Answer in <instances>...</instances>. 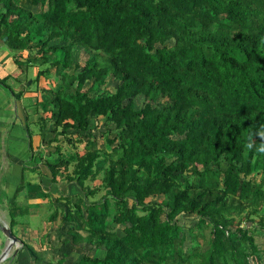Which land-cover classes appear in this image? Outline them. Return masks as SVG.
I'll use <instances>...</instances> for the list:
<instances>
[{
    "label": "trees",
    "instance_id": "trees-1",
    "mask_svg": "<svg viewBox=\"0 0 264 264\" xmlns=\"http://www.w3.org/2000/svg\"><path fill=\"white\" fill-rule=\"evenodd\" d=\"M0 42L37 67L29 103L49 113L39 146L53 148L42 162L60 192L49 220L82 244L74 264H261L264 154L245 143L264 124V0H0ZM110 77L114 91L90 94ZM93 121L113 126L104 144Z\"/></svg>",
    "mask_w": 264,
    "mask_h": 264
},
{
    "label": "crops",
    "instance_id": "crops-1",
    "mask_svg": "<svg viewBox=\"0 0 264 264\" xmlns=\"http://www.w3.org/2000/svg\"><path fill=\"white\" fill-rule=\"evenodd\" d=\"M22 73L27 75V71L23 72L18 68L13 60V54H10L7 47L0 42V77L8 75L10 78H21L20 83L14 87L19 91L26 87ZM10 92L0 85V220L9 226L11 219H15L12 231L20 239L21 244H18L16 251L12 248L0 264H34L27 246L32 247L37 253L38 260L35 264L56 262L60 259H63L64 264H74L85 250L82 244L73 243L71 236L67 234L68 224L61 225L60 220L54 222L49 220L50 201L57 198L60 192L57 185L52 183L50 173L41 157L30 161L32 152L29 146L27 109L29 103L25 107L24 101L22 102L23 97L28 95L19 98ZM31 142L33 149L43 148L39 146L40 136H37L35 141L33 134ZM72 182L68 185V194H77ZM70 184H73V187ZM19 185H23V190L14 197ZM44 193H49L51 198L43 197ZM42 207L45 212L39 218ZM24 215L26 221L19 223V219ZM37 219L41 220L40 223ZM0 232L1 253L8 239L1 230ZM89 253L91 256L103 257L105 252L103 249H92Z\"/></svg>",
    "mask_w": 264,
    "mask_h": 264
},
{
    "label": "rangeland",
    "instance_id": "rangeland-1",
    "mask_svg": "<svg viewBox=\"0 0 264 264\" xmlns=\"http://www.w3.org/2000/svg\"><path fill=\"white\" fill-rule=\"evenodd\" d=\"M34 10L35 11H39L38 9H34ZM7 50L9 51L10 54H13V52H11L8 48H7ZM21 53L23 55V58H25V56L27 55V52L23 51ZM75 57H76V61L81 64V63H83V61L85 59V54L82 52V50L78 49L76 51ZM51 70H53V68H51ZM22 71L25 72V69H22ZM36 71H37V67H35V66L33 67L32 66V67L28 68L27 75L25 73H22L23 81L26 82V87L24 86L23 90L21 89L20 91H23L22 95H28V96H24L23 100H22V102L24 101L23 105L25 107H27V104L29 102H31V100H32V98L29 97V96L32 95L31 92H34V91H31V90H34V88H35V85H34V82H33V80H34L33 78H34V76L36 74ZM67 71L69 73H72L74 71V66L72 68H70V69H67ZM20 80H21V78H15V77L9 78L8 81H7V84H9L12 87V89L16 92V89H14V87H16L17 83L18 84L20 83ZM117 83H118V81H114L110 77V78L107 79L106 84H104L98 91H92L90 94L95 95L97 93H102L103 91H111L112 92V91L115 90V88L117 86ZM36 84L38 85V87H40V86H44V87L45 86H53L54 88H57L55 79H51V78L45 79L44 77H40L39 81ZM89 85H90V81L86 83V87H89ZM142 103H143V97L142 96H138L135 99V107L139 108L142 105ZM27 109H28V114H29V128L32 131V134L35 135V141H36L37 136H40V134H39L40 131H39V128H38L37 119L39 117L49 116V113L43 111L42 109L38 110V112H34V110H35L34 105H30V103H29ZM112 127H113L112 125L105 126L102 121H99V122L93 121L92 122L91 129H92V131L95 132V137H96V140H97L99 145L102 144V143L103 144L105 143L104 134L107 133V129L110 131ZM72 135H73L74 138L76 137L75 134H72ZM73 137H72V139H73ZM40 143H41V140H40ZM61 144H62V147H63V151H66V152L69 149L70 150L77 149V150L81 151V150H83V145H84V143H78L77 140H75L76 148H74L71 145L66 144V141L64 139L61 140ZM42 147H43L42 148V160H43L46 157V155L48 154V152L52 151L53 148L52 147L48 148L47 146H45L46 148H44V146H42ZM38 157L40 158L41 154H39ZM72 183H74V187H73V184H70V185L73 187L74 190H76L77 194L78 195H83L82 190L80 189L79 185L75 181H73ZM95 183H98V180L95 181V182L94 181H90V180L85 181V184L86 185H90V186H93ZM101 193L102 192L100 191V192H98L96 194V196L89 197V199L92 200V199L98 198L101 195ZM77 194H70V195L75 197ZM47 199H49V198H47ZM156 200L158 201V200H160V198H156ZM129 202L131 203L132 200L130 199ZM49 208H50V206H49ZM38 209H40V208H38ZM46 209H47V212H48V208H46ZM30 212H32V210H30ZM44 212H45L44 211V207H42V209H40V212H39V218H40V215H44ZM21 218L22 219H19V223H23V222L26 221L25 215H24V217H21ZM16 220L18 221V219H16ZM57 220L59 221V219H57ZM178 220H179L178 221L179 223H184L185 226H188L195 219H194V216L192 217V215H191V216H181L180 218H178ZM30 221H32V218L30 219ZM37 221H39V223H40L41 220L37 219ZM37 221H36V223H37ZM15 230H16V228H15ZM204 232L206 233L205 234V236H206L208 234V229L205 228ZM255 238H256V243L259 245V247H263L264 246V231H259V233L256 234ZM256 263H257V260L255 259V257H251L250 258V264H256ZM261 264H264V255H262V254H261Z\"/></svg>",
    "mask_w": 264,
    "mask_h": 264
},
{
    "label": "water",
    "instance_id": "water-1",
    "mask_svg": "<svg viewBox=\"0 0 264 264\" xmlns=\"http://www.w3.org/2000/svg\"><path fill=\"white\" fill-rule=\"evenodd\" d=\"M0 230L8 239V243L3 251L0 253V263L6 259L12 248L16 251L18 244H21L20 239L12 232V229L4 222L0 220Z\"/></svg>",
    "mask_w": 264,
    "mask_h": 264
},
{
    "label": "clouds",
    "instance_id": "clouds-1",
    "mask_svg": "<svg viewBox=\"0 0 264 264\" xmlns=\"http://www.w3.org/2000/svg\"><path fill=\"white\" fill-rule=\"evenodd\" d=\"M253 136L258 137L259 143L255 139L250 137L245 143V148L247 150H255L259 154H264V124L259 125L257 131Z\"/></svg>",
    "mask_w": 264,
    "mask_h": 264
},
{
    "label": "bare ground",
    "instance_id": "bare-ground-1",
    "mask_svg": "<svg viewBox=\"0 0 264 264\" xmlns=\"http://www.w3.org/2000/svg\"><path fill=\"white\" fill-rule=\"evenodd\" d=\"M12 229V228H11Z\"/></svg>",
    "mask_w": 264,
    "mask_h": 264
}]
</instances>
